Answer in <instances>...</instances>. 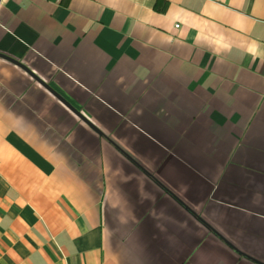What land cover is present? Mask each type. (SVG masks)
Masks as SVG:
<instances>
[{
    "label": "crops",
    "instance_id": "crops-1",
    "mask_svg": "<svg viewBox=\"0 0 264 264\" xmlns=\"http://www.w3.org/2000/svg\"><path fill=\"white\" fill-rule=\"evenodd\" d=\"M0 264H264V0H0Z\"/></svg>",
    "mask_w": 264,
    "mask_h": 264
},
{
    "label": "water",
    "instance_id": "water-1",
    "mask_svg": "<svg viewBox=\"0 0 264 264\" xmlns=\"http://www.w3.org/2000/svg\"><path fill=\"white\" fill-rule=\"evenodd\" d=\"M33 80V79H32ZM39 87H41L42 89L46 90L44 86L40 85L39 83H37L35 80H33ZM48 94L55 99L60 105H62L71 115H73V117H75L77 120H79L81 123H83L89 130H91L92 132H94L92 129H90L74 112H72L69 108L66 107V105H64L61 101H59L54 95H52L50 92H48ZM96 134V133H95Z\"/></svg>",
    "mask_w": 264,
    "mask_h": 264
}]
</instances>
